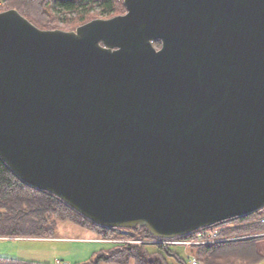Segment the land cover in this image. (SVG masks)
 <instances>
[{
  "label": "water",
  "instance_id": "95a60500",
  "mask_svg": "<svg viewBox=\"0 0 264 264\" xmlns=\"http://www.w3.org/2000/svg\"><path fill=\"white\" fill-rule=\"evenodd\" d=\"M124 5L71 32L0 13V158L93 223L160 239L263 209L264 0Z\"/></svg>",
  "mask_w": 264,
  "mask_h": 264
},
{
  "label": "trees",
  "instance_id": "16d2710c",
  "mask_svg": "<svg viewBox=\"0 0 264 264\" xmlns=\"http://www.w3.org/2000/svg\"><path fill=\"white\" fill-rule=\"evenodd\" d=\"M10 9L18 10L45 30L61 28V19L66 25L70 24L71 29H75L97 16L109 19L127 12L124 1L120 0H0V13ZM71 16L75 17L69 18ZM156 43L161 45L160 42ZM258 212L207 228L205 231H213L226 226L218 233L217 239L233 240L194 245L192 247L196 250L197 257L203 264L261 263L264 256L258 253L257 245L264 241V225L255 222ZM60 223L72 224L102 240L153 239L144 227L132 229L129 234L124 235L119 229L93 223L56 196L23 182L0 158V238L53 239ZM197 233L181 239L195 240L194 235ZM242 236L251 237L236 239ZM175 246L177 245L113 243L112 247L100 251L91 259L90 264H192ZM0 264L49 263L0 258Z\"/></svg>",
  "mask_w": 264,
  "mask_h": 264
},
{
  "label": "rangeland",
  "instance_id": "374dc122",
  "mask_svg": "<svg viewBox=\"0 0 264 264\" xmlns=\"http://www.w3.org/2000/svg\"><path fill=\"white\" fill-rule=\"evenodd\" d=\"M120 1H124V0H120ZM74 17L75 16H71L69 18H74ZM59 18H61V17H59ZM95 19H103V18L101 16H99V17L97 16V17H95ZM95 19H93V20H95ZM93 20H91V21H93ZM91 21H89V22H91ZM59 25L61 26V28H58L59 30H63V31H67V32L75 31L77 29V28L71 29V25L68 23L66 25V22L62 19L59 21ZM80 26H82V25H80ZM155 46L157 48L161 47V45H159L158 43H155ZM258 213L256 214L255 219H257V217H258V215H259ZM255 222H257V220ZM225 227H219L218 230H213V231H205L206 229L199 230V231H197L198 233L194 235L195 240H200L201 242H204V237L206 235L209 238L205 237V240L206 241L210 240L211 243H214L216 241L217 242H224V241H228V240H233V239L218 240L217 239L218 235L217 236L212 235L213 232H219L220 233L222 230H224ZM124 230L130 231V229H121L122 232ZM88 234H90V233L83 231L82 229H79L78 227H76L72 224L60 223L59 227L57 229L56 237H55V239L53 238L54 240H51V243L56 242L55 244L61 245L62 249L64 246V249H68V250L66 252H60L62 249L60 251H55V252H57L56 257L63 259V260H66V261H69L72 264H84V263H87L88 261L91 262V259H94L101 250V249H98V250L87 249L89 246H91V244H94V243L100 244V246L109 245V247H111L113 245L112 241H117V240H102L100 238L95 237V239L97 241L89 242V241H86V239H85V237L88 236ZM123 234L126 235V233H123ZM203 234L205 236L201 237ZM248 237H251V236H242V237H238L236 239L248 238ZM181 238L182 237L174 238L171 240L172 241L176 240V239H179L180 241L186 240V239H181ZM4 239H9V238H4ZM14 239H19V238H14ZM22 239H26V238H22ZM99 241H103L104 243H101ZM205 243H207V242H205ZM200 244H203V243H200ZM71 245H72V247H71ZM176 245L177 246H175V247H177L178 251L184 257L187 258L189 263L191 262L190 258L192 257V259L195 258L200 264H203L202 261L197 257V254L195 253L196 250H194V248L192 247V246L197 245V244H193V245L176 244ZM151 250H154V247H151ZM53 251L54 250H51V249L49 251L46 250V252L44 253V255H46V257H45L46 261H51L50 260L51 255L55 254V252H53ZM14 257H16V256H14ZM3 259L18 260V259L11 258V257L3 258ZM45 260L43 259V260H41V262L47 263V262H44ZM29 261H31V259ZM33 261H36V260H33ZM90 262L88 264H90ZM170 262L174 263V261H170ZM102 264H109V263H102ZM236 264H249V263H243L242 262V263H236ZM259 264H264V259Z\"/></svg>",
  "mask_w": 264,
  "mask_h": 264
},
{
  "label": "crops",
  "instance_id": "0c3cea01",
  "mask_svg": "<svg viewBox=\"0 0 264 264\" xmlns=\"http://www.w3.org/2000/svg\"><path fill=\"white\" fill-rule=\"evenodd\" d=\"M83 231H86V230H83ZM54 239H22V238L4 239V238H0V257L1 258L11 257V258H15V259L22 260V261H29L31 259L32 262H41V260L43 259L45 260L46 255H44V253L46 252V250L49 251L51 249V250H54L53 252H55V251H60L62 249L61 245L55 244L56 242L51 243V240H54ZM85 239L86 241H89V242L97 241L94 235H92L91 233L88 234V236H86ZM99 242L104 243L103 241H99ZM109 248H110L109 245L100 246V244L94 243V244H91V246H89L87 249L107 250ZM67 250L68 249H64V246H63V249L60 252H66ZM257 251L259 254L264 256V241L258 243ZM56 254L57 252H55L54 255H51L50 257L51 261L45 260L44 262L51 264L55 259L58 258L56 257ZM33 260H36V261H33ZM89 262L90 261L84 264H88Z\"/></svg>",
  "mask_w": 264,
  "mask_h": 264
},
{
  "label": "built area",
  "instance_id": "2783aa9c",
  "mask_svg": "<svg viewBox=\"0 0 264 264\" xmlns=\"http://www.w3.org/2000/svg\"><path fill=\"white\" fill-rule=\"evenodd\" d=\"M259 215L257 217V222L261 223L262 225H264V208L259 210ZM130 231L128 230H124L123 233L129 234ZM219 232H213L212 235L213 236H217ZM205 235L203 234L201 237H204ZM205 237H208L207 235ZM211 243L210 240L206 241L204 238V242H201L200 240H184V241H180L179 239L176 240H171V239H160V238H155L153 237V239L150 240H143V241H135V240H117V241H112V243H148V244H185V245H193V244H200V243ZM217 242V241H216ZM214 242V243H216ZM192 264H200L195 258L192 259V257L190 258ZM51 264H72L69 261L57 258L55 259Z\"/></svg>",
  "mask_w": 264,
  "mask_h": 264
}]
</instances>
